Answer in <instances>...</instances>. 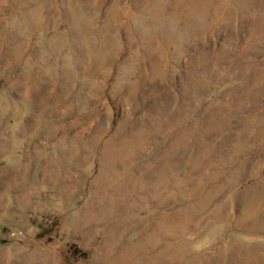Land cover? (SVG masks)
<instances>
[{
  "label": "rangeland",
  "instance_id": "rangeland-1",
  "mask_svg": "<svg viewBox=\"0 0 264 264\" xmlns=\"http://www.w3.org/2000/svg\"><path fill=\"white\" fill-rule=\"evenodd\" d=\"M115 259L264 264V0H0V264Z\"/></svg>",
  "mask_w": 264,
  "mask_h": 264
},
{
  "label": "bare ground",
  "instance_id": "bare-ground-1",
  "mask_svg": "<svg viewBox=\"0 0 264 264\" xmlns=\"http://www.w3.org/2000/svg\"><path fill=\"white\" fill-rule=\"evenodd\" d=\"M107 264H119V260L115 259V260L109 261Z\"/></svg>",
  "mask_w": 264,
  "mask_h": 264
},
{
  "label": "trees",
  "instance_id": "trees-1",
  "mask_svg": "<svg viewBox=\"0 0 264 264\" xmlns=\"http://www.w3.org/2000/svg\"><path fill=\"white\" fill-rule=\"evenodd\" d=\"M73 251L77 252V250L75 248H73ZM83 255V254H82Z\"/></svg>",
  "mask_w": 264,
  "mask_h": 264
}]
</instances>
